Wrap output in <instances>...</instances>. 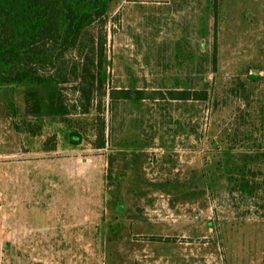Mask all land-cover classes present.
<instances>
[{"label": "rangeland", "instance_id": "374dc122", "mask_svg": "<svg viewBox=\"0 0 264 264\" xmlns=\"http://www.w3.org/2000/svg\"><path fill=\"white\" fill-rule=\"evenodd\" d=\"M210 6H114L103 148L34 151L21 92L15 117L0 94V264H264V0H220L216 30ZM122 88L209 98L110 97Z\"/></svg>", "mask_w": 264, "mask_h": 264}, {"label": "trees", "instance_id": "16d2710c", "mask_svg": "<svg viewBox=\"0 0 264 264\" xmlns=\"http://www.w3.org/2000/svg\"><path fill=\"white\" fill-rule=\"evenodd\" d=\"M120 1L0 0V94L6 101V114L15 117L19 109L14 99L21 92L25 118L16 127L34 151L57 150L58 140L64 146H78L92 134L96 135L93 145L105 147L107 124L102 113L108 95L109 58L104 27ZM210 5L216 30L220 0H210ZM214 39L215 60L216 31ZM72 52L75 56L66 65ZM72 82L80 99L69 104L65 84ZM110 97L207 100L209 92L170 89L151 94L144 89L122 88L114 89ZM88 115L93 116L92 122L82 118ZM56 124L51 134L49 128ZM238 182L242 192L253 190L249 179Z\"/></svg>", "mask_w": 264, "mask_h": 264}, {"label": "water", "instance_id": "95a60500", "mask_svg": "<svg viewBox=\"0 0 264 264\" xmlns=\"http://www.w3.org/2000/svg\"><path fill=\"white\" fill-rule=\"evenodd\" d=\"M21 128H22V126H21Z\"/></svg>", "mask_w": 264, "mask_h": 264}]
</instances>
